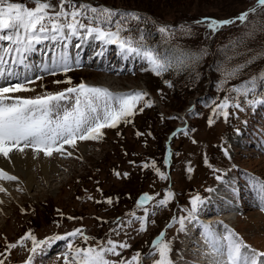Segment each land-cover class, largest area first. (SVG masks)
<instances>
[{
	"label": "rangeland",
	"instance_id": "rangeland-1",
	"mask_svg": "<svg viewBox=\"0 0 264 264\" xmlns=\"http://www.w3.org/2000/svg\"><path fill=\"white\" fill-rule=\"evenodd\" d=\"M12 2L24 3L28 8L35 6L33 0ZM50 2L58 7L60 0ZM73 2L107 7L117 13H138L141 19L129 20L130 26L139 23L144 27L148 24L149 28L167 27L169 31L164 33V37L177 38L175 33L183 35L185 43H195L196 50L191 54L198 58L209 63L216 59L217 53L223 57L215 64L213 72L206 70L207 67L202 70L204 77L201 81L191 84L177 81L172 88L162 75L157 76L149 70L146 60L135 55H123L117 45L102 46L100 42L93 47L90 44L94 39L88 38L89 42L82 43L80 37L36 44L35 50L27 55L26 63L30 70L23 66L15 70L21 74V79L25 75L42 79L28 85L34 91L17 95L31 97L57 92L83 81L88 85L107 87L114 93L145 91L153 106L132 117L130 124L121 123L116 128L104 129L103 139L99 141L78 142L75 149L68 148L73 153L71 157L54 154L46 158L40 154L33 159L23 158L24 154L21 155L22 160L17 161L21 166L18 169L7 167L11 163L7 164L8 161L0 157V167L18 177L16 181L0 180V186L6 189V192H0V253L5 252L6 243H14L28 232L43 240L82 228L84 235L92 239L85 242L77 236L73 241L77 247L95 246L108 239L126 242L130 247L121 250L122 258L127 260L140 252V264H153L158 255H148L152 242L164 232L165 242L172 244L170 257L174 264H192L197 258L193 250V246H198L196 237L205 230L202 217L210 214L222 217L225 213L220 209L211 212L213 203L208 202L209 189L217 184L216 177L223 178L224 174L232 175L236 181L239 179L235 183V210L224 214V217L227 214L234 217L225 219L224 223L217 217L218 225H211L212 229L225 235L227 226L243 243L264 252V203L258 194V186L251 179L256 177L264 181V104L250 106L242 96L232 91L251 79L248 73L254 72L255 67L259 74L264 73V6H258L257 0ZM253 8L254 12L251 11ZM243 12H249L246 21L236 20L215 32L208 28L207 22H201L205 17L218 21L234 19ZM248 28L259 29L255 37L247 35ZM241 41L244 44L237 49L241 55L226 57L232 53V43ZM145 43L148 45L146 39ZM102 50L103 55H97ZM257 51L263 57L254 66L251 58ZM65 53L71 65L70 71L64 73L55 69L56 74L52 75L44 70L45 65L51 70L53 59ZM173 55L177 54L165 56ZM240 65L243 67L233 76L225 78L226 69ZM68 78H71L72 85L53 82ZM237 78L240 81L232 85L230 81ZM10 82L19 81L13 77ZM258 90L261 91L259 86ZM225 97H235L244 108L243 111L229 108L232 114L227 121L213 114V108ZM248 98L251 99L250 96ZM210 117L215 121L211 126L208 124ZM177 126L186 128L187 135L177 132L168 140ZM236 129L240 130L239 134ZM137 132L142 135H137ZM225 148L229 156L224 155ZM153 162L155 169L143 167V164L151 165ZM189 167L193 169L190 173L187 171ZM156 169L165 173L167 179H161ZM117 172L119 176L115 174ZM124 173L128 174L127 177ZM168 191L174 195L167 206L157 207L155 202L144 206L149 209L146 231L138 230L139 220L126 223L131 219L126 215L130 212H135L137 217L144 215L143 209L136 207L142 194L153 195L159 201ZM195 195L209 204L206 210L202 208L197 220L185 221V231L181 232L178 220L187 215L184 209L190 208L189 200ZM108 198L112 199V204L105 202ZM117 218L124 222L120 229L115 223ZM31 246L30 240L24 241L23 247L17 246L10 254L6 253V258L0 256V259H4L5 264H25ZM66 251L67 241H56L51 246H44L32 264H63ZM109 259L120 258L110 256Z\"/></svg>",
	"mask_w": 264,
	"mask_h": 264
},
{
	"label": "snow or ice",
	"instance_id": "snow-or-ice-1",
	"mask_svg": "<svg viewBox=\"0 0 264 264\" xmlns=\"http://www.w3.org/2000/svg\"><path fill=\"white\" fill-rule=\"evenodd\" d=\"M33 2L35 6L28 8L24 3L0 0V42H3L0 43V81H4L0 83V157L9 163H12L13 153H20L23 156L26 150H31L33 159H37L40 154L46 158H51L54 154L71 157L73 153L68 151V148L75 149L78 142L99 141L103 139L104 129L116 128L121 123L130 124L132 117L142 113L145 108L153 106V101L147 99L148 93L145 91L114 93L107 87L88 85L83 81L57 92H46L31 97L17 95L34 91L28 85L42 79L40 76L32 79L26 75L21 79V74L15 70L19 66L30 70V66L26 63L27 55L35 50L36 44L48 40L63 41L71 37H80L84 40L92 38L101 42L102 45H117L125 56L135 55L146 60L149 70L157 76L170 68L184 67L198 59L195 54L183 52L171 57L161 56L145 43L142 32L139 37L131 35L132 29L128 21H139L141 17L138 13H117L107 7L97 8L83 3L76 4L73 0H60L58 7L52 5L50 0H33ZM257 5L264 6V0H257ZM251 11L254 12L255 8ZM248 15L249 12H243L234 19L220 21L205 17L201 22H207L208 28L215 32L224 25L235 23L236 20L246 21ZM159 31L163 34L169 30L167 27H160ZM97 55H103V50ZM241 67L243 65L226 69L225 78L233 76ZM55 69L64 73L71 70L66 53L53 59L51 70L47 65L44 66V70L52 75L56 74ZM13 77L19 82L11 83ZM53 82L72 85L71 78ZM166 83L169 82L166 81ZM171 86L169 83V87ZM258 86L261 89L259 92ZM232 91L236 92L237 96H242L244 102L250 106L264 104V73L252 77L241 88ZM249 95L252 96L251 99L248 98ZM231 107L240 111L244 110L235 97H225L213 108V114L222 116L227 121L232 114L228 111ZM214 122L210 117L209 126ZM187 131L186 128L177 130L185 135ZM236 131L239 134L240 130L236 129ZM177 132H173L172 136H176ZM137 135L142 133L137 132ZM223 152L225 156H229L226 148ZM205 163L208 164L207 159ZM208 166L211 167V165ZM143 167L155 169V163L143 164ZM192 170L191 167L187 169L189 173ZM156 172L161 179H167V175L159 169H156ZM115 174L120 175L118 172ZM127 175L124 173L125 177ZM216 179L221 180V176H217ZM251 179L254 185L258 186V194L261 202L264 203V181L256 177ZM0 180L16 181L18 177L0 167ZM209 191L212 190L209 189ZM0 192H6V189L0 186ZM173 195L171 191H168L163 199L156 201L155 196L142 194L136 202V207L142 208L144 215L137 217L135 212H130L126 215H129L131 219L126 223L131 224L134 220H139L138 230L146 231L149 209L144 206L149 202H155L157 207H165ZM105 202L113 203L111 198ZM205 203L206 201L199 195L189 200L190 208L184 209L187 215L178 220L179 231H185V221L191 223L198 219V214ZM68 219L76 218L68 217ZM173 220L176 218L173 217ZM115 223L117 229L124 225L119 218ZM203 227L206 242L213 248L216 255H226V264H264V252L252 249L243 243L234 232L227 229V226H225L227 235H219L211 225ZM77 236L85 242L92 239L84 235L82 228L73 229L63 235L45 237L43 240H38L32 232H28L16 242L6 243L5 252L0 253V256L6 258V253L10 254L11 250L16 249L17 246L23 247L24 241L30 240L32 246L28 249L30 255L25 264H32L34 257L43 251L44 246H51L56 241L65 240L67 251L63 254V264H140L142 260L140 252H136L127 260L122 258L121 250L130 247L126 242L108 239L95 246L77 247L73 243ZM151 249L148 255H158L153 264H174L170 257L173 251L172 244L170 241L165 242L164 232H161L152 242ZM110 256L120 259L112 260L109 259ZM0 264H5V260L0 259ZM215 264H220V261L217 260Z\"/></svg>",
	"mask_w": 264,
	"mask_h": 264
},
{
	"label": "trees",
	"instance_id": "trees-1",
	"mask_svg": "<svg viewBox=\"0 0 264 264\" xmlns=\"http://www.w3.org/2000/svg\"><path fill=\"white\" fill-rule=\"evenodd\" d=\"M122 13V12H120ZM256 13V12H255ZM132 32L131 35H133L134 37H139V35L141 34V32L143 33V35L145 36V39L148 43V45L155 49L157 53H159L161 56H165L167 54H178V52H183V53H192L194 50H196L195 47V43H190V42H186L184 40V36L178 33H175L174 35L177 38H173L171 36L169 37H164V33L162 34L159 29L156 28H149L148 24L145 25V27L139 23H136L135 25L131 26ZM259 29L256 28H248L246 33L247 35L251 36L253 35L254 37L257 34V31ZM177 44V46L175 45ZM244 44L243 41L238 42V44L236 42L232 43V47L230 48V51H232L231 54H226V57H231L234 58L235 56H240L241 53L237 52L238 47L242 46ZM193 45V46H192ZM235 45L237 47H235ZM177 48H176V47ZM255 49H259V48H255ZM236 51V52H235ZM251 51V49H250ZM260 51H257L256 53H254L251 58V64L258 65L261 59V57H263L262 55H259ZM264 54V52L262 53ZM223 56H221L220 54H216V59L214 61H209V63L205 60H203L202 58H198L195 62H192L191 64H188L184 67H180V68H170L168 71H165L164 73H162L161 75L167 80V82H169L172 86V88L175 86V82H180V83H184V82H188V83H197L199 81H201L204 77V74L202 73V70L204 68H206V70H210L212 71L215 64L218 63V60L221 59ZM207 58V57H206ZM211 62V63H210ZM257 67H255L254 72H249L248 76L249 77H254V76H259V72L256 70ZM213 72V71H212ZM240 81L239 78L234 79L232 81H230V83L232 85L238 83ZM168 83V86H169ZM257 91L259 92L258 88ZM251 98L252 96L249 95ZM224 97V95H223ZM168 114H172V116L174 115L171 112H168Z\"/></svg>",
	"mask_w": 264,
	"mask_h": 264
},
{
	"label": "bare ground",
	"instance_id": "bare-ground-1",
	"mask_svg": "<svg viewBox=\"0 0 264 264\" xmlns=\"http://www.w3.org/2000/svg\"><path fill=\"white\" fill-rule=\"evenodd\" d=\"M85 41H87V40L82 39V43H84ZM87 42H89V41H87ZM29 157H33V154H32L31 151L26 150V155L23 158H29ZM20 158H21V154L20 153H13L12 154V161H14V162L11 163L10 165H6V166L7 167L10 166L11 168H17L18 169V167H21L17 163V161H21L22 160ZM7 164H9V162H7ZM26 172H28V171H26ZM207 203H206V205L203 206V210L207 209ZM234 207H235V204H234ZM210 211L214 213L215 212V208H211ZM210 215H209V217H202V222L204 223L203 226L204 225H209V224L217 226L218 225V221H216L217 217L220 218L219 221H221L222 223H224V221H226L225 218L216 216V214H214L212 216H210ZM204 231L201 233V235L196 237L197 238L196 239V244L198 246H193V250H194V253L196 254L197 258L192 262V264H215V262L217 260L220 261V264H226V255L218 256V255L215 254L213 248L210 247L209 244L205 240ZM217 233L219 235H222V231L221 232L218 231ZM189 239H193V238L189 237ZM195 249H198V251H196Z\"/></svg>",
	"mask_w": 264,
	"mask_h": 264
},
{
	"label": "water",
	"instance_id": "water-1",
	"mask_svg": "<svg viewBox=\"0 0 264 264\" xmlns=\"http://www.w3.org/2000/svg\"><path fill=\"white\" fill-rule=\"evenodd\" d=\"M178 129H180V127H177L173 132H176ZM172 132V133H173ZM172 136V134L170 135V137Z\"/></svg>",
	"mask_w": 264,
	"mask_h": 264
}]
</instances>
